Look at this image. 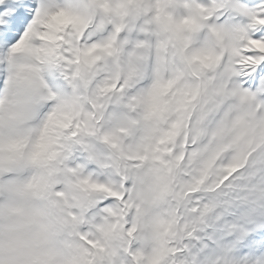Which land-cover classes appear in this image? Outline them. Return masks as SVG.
<instances>
[{
  "label": "snow or ice",
  "instance_id": "6c2138e0",
  "mask_svg": "<svg viewBox=\"0 0 264 264\" xmlns=\"http://www.w3.org/2000/svg\"><path fill=\"white\" fill-rule=\"evenodd\" d=\"M0 264H264V0H0Z\"/></svg>",
  "mask_w": 264,
  "mask_h": 264
}]
</instances>
